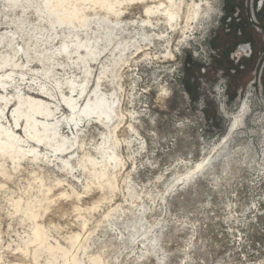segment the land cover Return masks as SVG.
<instances>
[{"label":"rangeland","instance_id":"rangeland-1","mask_svg":"<svg viewBox=\"0 0 264 264\" xmlns=\"http://www.w3.org/2000/svg\"><path fill=\"white\" fill-rule=\"evenodd\" d=\"M256 5L0 0V264H264ZM97 85L119 116L71 121Z\"/></svg>","mask_w":264,"mask_h":264},{"label":"bare ground","instance_id":"bare-ground-1","mask_svg":"<svg viewBox=\"0 0 264 264\" xmlns=\"http://www.w3.org/2000/svg\"><path fill=\"white\" fill-rule=\"evenodd\" d=\"M4 60L6 61V59H4ZM11 74H9L8 76H2L1 77V79H0V87L2 88V90L5 89V87L9 83V80L11 82L13 81ZM97 88H98V85H97V87L94 90V100L93 101L88 100L87 103L85 104V106L83 108H81L80 106H78V102H77V99L76 98H64L63 99V101L67 105V107H69L75 113V115L72 116L71 121H74V120L76 121L81 116L90 117V116L93 115L94 118H98V119L107 120L109 122H112L113 119H114V117H118L119 116V114H118V112H119V110H118V103H114V100H113L114 97L112 98L111 97L112 95L107 96V95L99 94ZM79 98H80V96H79ZM16 99L19 102V106L18 107H15V109L13 110V114H12L13 121L17 125L19 123L20 119L22 117H24L25 120H26L24 129L26 130L27 138L34 140L35 139L34 138L35 135L32 134V132L34 133V130H36L34 128H35V126L37 124H41L40 125L41 128H42V126H45V127L50 126V124H48L47 122H42V123L38 122L34 118V116L37 115V114H41V115L44 114L43 117L49 115V113H50V110L49 109L51 107L49 108L48 107V104L46 102H43L41 100H34L33 98H30V97H27L26 101H24V102L22 101L21 102V96H20V94L17 95ZM10 101H11V99L9 97H7L5 95H0V103L1 104H4V108L7 107L8 103H10ZM23 106H26V109L28 110V113L27 114H23V111H21V108ZM4 108L1 109V107H0V132L2 134H5V136L8 137V138H10V139H15V138L20 139L13 132L9 131V129H6L5 128V126L3 124V120H2V118H4L3 117V115H4ZM40 108H41V110L42 109H45V110L40 111ZM51 112H53V111H51ZM237 123H238V120L235 119L232 122L230 131H232L237 126ZM36 127L38 128V126H36ZM37 132H38V130H37ZM38 138H40V137H38ZM38 141H39V139H38Z\"/></svg>","mask_w":264,"mask_h":264},{"label":"flooded vegetation","instance_id":"flooded-vegetation-1","mask_svg":"<svg viewBox=\"0 0 264 264\" xmlns=\"http://www.w3.org/2000/svg\"><path fill=\"white\" fill-rule=\"evenodd\" d=\"M257 1V5H256V10L258 12L259 16H262L264 18V0H256ZM261 14V15H260ZM252 18V19H251ZM251 20L254 19V13H253V17H250ZM255 21V19H254ZM253 22V21H252ZM254 23V22H253ZM241 52H245L248 53L249 52V47L248 46H241L240 47ZM251 50V49H250Z\"/></svg>","mask_w":264,"mask_h":264},{"label":"built area","instance_id":"built-area-1","mask_svg":"<svg viewBox=\"0 0 264 264\" xmlns=\"http://www.w3.org/2000/svg\"><path fill=\"white\" fill-rule=\"evenodd\" d=\"M242 46V45H241ZM243 46H248L249 47V50H250V44L248 43V44H243ZM243 53H245V52H243Z\"/></svg>","mask_w":264,"mask_h":264},{"label":"snow or ice","instance_id":"snow-or-ice-1","mask_svg":"<svg viewBox=\"0 0 264 264\" xmlns=\"http://www.w3.org/2000/svg\"><path fill=\"white\" fill-rule=\"evenodd\" d=\"M261 35H264V31L261 32Z\"/></svg>","mask_w":264,"mask_h":264}]
</instances>
